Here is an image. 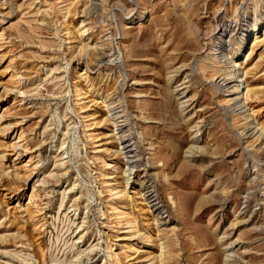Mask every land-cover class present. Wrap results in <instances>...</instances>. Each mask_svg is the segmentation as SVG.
Masks as SVG:
<instances>
[{"label":"rangeland","instance_id":"1","mask_svg":"<svg viewBox=\"0 0 264 264\" xmlns=\"http://www.w3.org/2000/svg\"><path fill=\"white\" fill-rule=\"evenodd\" d=\"M0 264H264V0H0Z\"/></svg>","mask_w":264,"mask_h":264},{"label":"bare ground","instance_id":"2","mask_svg":"<svg viewBox=\"0 0 264 264\" xmlns=\"http://www.w3.org/2000/svg\"><path fill=\"white\" fill-rule=\"evenodd\" d=\"M261 40H262V39H261ZM261 40H260V41H261ZM76 91H78V90H76ZM77 95H79V93H76V96H77ZM121 152H122V151H121ZM135 231H136V230H135ZM142 236H143V235H142Z\"/></svg>","mask_w":264,"mask_h":264}]
</instances>
